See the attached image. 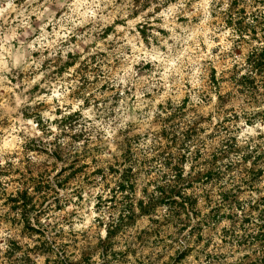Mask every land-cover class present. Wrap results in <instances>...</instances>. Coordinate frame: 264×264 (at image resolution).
Returning a JSON list of instances; mask_svg holds the SVG:
<instances>
[{
    "label": "clouds",
    "instance_id": "1",
    "mask_svg": "<svg viewBox=\"0 0 264 264\" xmlns=\"http://www.w3.org/2000/svg\"><path fill=\"white\" fill-rule=\"evenodd\" d=\"M261 52L264 0H0V264L64 260L63 245L80 249L70 264H85L83 252L87 264H264ZM211 149L216 165L193 172ZM72 165L83 173L65 174ZM208 171L242 208L224 209L233 219L196 244L198 220L173 189L206 215V195L222 203L218 178L187 183ZM36 186L47 200L25 212ZM114 241L122 260L94 254Z\"/></svg>",
    "mask_w": 264,
    "mask_h": 264
},
{
    "label": "rangeland",
    "instance_id": "2",
    "mask_svg": "<svg viewBox=\"0 0 264 264\" xmlns=\"http://www.w3.org/2000/svg\"><path fill=\"white\" fill-rule=\"evenodd\" d=\"M253 33H255V29H253ZM254 55L255 54L253 53V55L250 56L249 63L252 62V59L254 58ZM260 59L264 60V52L260 53ZM261 72H264V68L261 69ZM226 83H227V81H226ZM57 158L59 159L58 155H57ZM196 159H197L198 163L194 165L193 172H196L197 167H205L206 168L209 165L215 166L216 163H217V160H218V150L217 149H211L210 150L209 159L208 160H204V161L200 160V153L197 152V158ZM245 159H248V157H245ZM258 159H261V158L258 157ZM51 167H52L53 171L56 169V165L55 164H53ZM84 167H86V165H84ZM228 168H229V171L231 172L232 168H231L230 165L228 166ZM70 170L72 171V175L75 176L78 172L79 173H83L84 168L72 165L71 168L70 167H65L64 168V173L66 174ZM111 171L113 173H116V169L115 168L111 169ZM245 171H247V170H245ZM46 174H47V168H45V170L43 172H41V174H40L42 185H43L44 178H45ZM251 175H252L253 179H255L256 176L258 175V173L252 172ZM214 177L218 178L217 182L219 183V188H217L215 184H212V191H214V192L219 191V194L222 197V203L221 204H216L215 200H214V198L212 196L206 195L204 197V199H205V203L207 204L208 207L206 209H204V212L206 213V215H203V216H202V212L201 211L196 210L197 200L193 199L191 196H188L187 198H185L182 195V193H176L175 189H173V192L175 193V195L180 196L181 199H183L185 201V203L179 204V208L184 213H187L188 209L185 208V204L191 205L192 206V210H193V216L198 220L197 225L192 228V231L190 233V235L193 237V239H194L196 244H199L201 241H203L205 239L206 233H211L212 235H215L217 230L220 228V223H221L222 220H224V219L232 220L233 219V216L229 215L227 213H225L224 215H221V213H222V211L224 209H231L233 207L242 208V204L237 200V198L235 196L231 197L232 203L231 204L228 203V201L230 199V196L228 194H225V192L226 191L227 192H231L232 189L231 188H229L227 190L224 189L223 184H222L223 177H221L220 174L218 172H216V171H208V172H206L204 174L196 175L195 177H193L191 179V182L187 183V189L188 190H193L194 188H197V187H199L201 185H203L204 187H208L210 185V183L213 181ZM69 179H71V177H69ZM124 179H125V181L128 180L127 173H125ZM243 182L245 184L248 183L247 179H245ZM65 183H67V181H65ZM41 186H36L35 187V193L36 194L31 199L28 198L27 193L25 192L24 198H23V208H24L25 212L27 211V209L29 207H31L33 210H35L36 204L33 202L34 200H36V199H44L45 201L47 200V197L43 196L41 194ZM60 187H64V184H61ZM119 188H120L121 191H125V185L124 184H120ZM132 188H133V191H134L135 190V185H133ZM159 191L163 192L164 190L163 189H159ZM236 191L242 192V189L239 188V185L236 186ZM113 192H114L113 200L110 201L109 203L115 204V201H116V196H115L116 189H113ZM144 193H145V195H147V189L146 188L144 189ZM52 194H53L52 192L49 193V195H52ZM129 199L130 198L127 197V196L124 197V201H128ZM169 201H171V204L173 206L176 205V201L174 199H171V197H165L164 199L158 201V203L161 204V205H167V204H169ZM56 203H57L56 210L57 211L61 210L60 207H59V201L58 200L56 201ZM260 206L264 207V198H262V200L260 202ZM125 207L130 210L132 205L129 203ZM139 207H140V210L142 212H145V213L154 211V209L151 206L149 208H145L143 200H141L139 202ZM209 209H210V211H209ZM15 210L16 209H13V211H15ZM254 210H255V208H254ZM155 211L162 213V209H155ZM174 215L176 217H179L181 215V212H175ZM262 218H264V214H262ZM24 219L27 220V215H25ZM120 219H121V224H123V216H121ZM128 219H129V221H132L133 217L129 216ZM247 222L248 221L245 220V223H247ZM153 223H157L158 224L159 221H153ZM170 223H171V221H168V224H162V225H160V227L161 228L168 227V225ZM109 227H111V225H109ZM221 230L224 232L225 235L228 234V229H221ZM27 231L28 232H34L35 230L34 229H27ZM119 231L120 230L118 229L117 232H110V236H117V233ZM180 231L183 232L184 228L182 227L180 229ZM39 235L43 236L44 233L41 232V233H39ZM59 239H60V236H59V234H57V236L54 238V240H59ZM117 242L118 241H114L113 243H108V244H104L103 242H100L97 245L96 252L94 254L100 255V257L102 259L110 256L112 258V261H117L118 262L119 260H122L124 258V256L126 255L125 253H123V252L117 253L115 251H112V249L114 247V244L117 243ZM208 243L210 244L211 240H209ZM37 250L38 251H42V254L43 253H48V254L53 253L52 247L48 246V245L43 246L42 249L38 248ZM60 251L64 253V257H65L64 260H60L58 257L54 258L53 256L49 255V257L47 259H45L44 264H70V255L74 257L76 255V252L80 251V249L76 248L75 246H72V248H70L69 245H63V246L60 247ZM193 251H194L193 248H189L188 251L183 253V254L177 252L175 254V256L174 257H170V259L175 260L176 257H179L180 260H186V258L189 255V253H191ZM129 252L133 256L135 255V252L132 249H129ZM82 255H83V259H84L85 264H87V262L91 259L90 255L88 254V252H83ZM196 258L198 260L199 256H197ZM125 264H127V262H125ZM177 264H179V261H177Z\"/></svg>",
    "mask_w": 264,
    "mask_h": 264
},
{
    "label": "trees",
    "instance_id": "3",
    "mask_svg": "<svg viewBox=\"0 0 264 264\" xmlns=\"http://www.w3.org/2000/svg\"><path fill=\"white\" fill-rule=\"evenodd\" d=\"M177 180H180V177L179 176L177 177Z\"/></svg>",
    "mask_w": 264,
    "mask_h": 264
}]
</instances>
